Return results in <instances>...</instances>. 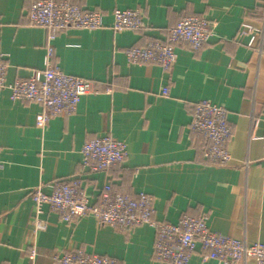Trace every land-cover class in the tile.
Wrapping results in <instances>:
<instances>
[{
  "label": "crops",
  "instance_id": "0c3cea01",
  "mask_svg": "<svg viewBox=\"0 0 264 264\" xmlns=\"http://www.w3.org/2000/svg\"><path fill=\"white\" fill-rule=\"evenodd\" d=\"M38 1L0 0V61L9 65L8 83L44 67L50 33L25 19ZM72 1L102 12L105 27L58 35L53 62L101 92L43 128L36 125L38 105L0 90V264H56L55 257L72 248L121 264H168L153 259L157 230L151 225L127 233L100 226L91 215L66 223L46 206L47 227L35 232L32 193L40 186L51 193V184L77 173L86 139L102 135L126 143L128 157L83 175L91 204L110 183L121 193L153 196L156 221L175 225L183 214L204 215L215 233L264 244V0ZM134 9L143 11L148 28L113 32V12ZM187 15L213 23L201 51L177 47L169 72L128 61L126 49L164 39ZM203 100L228 112L233 160L227 166L208 164L204 138L190 129L193 105ZM189 264L218 263L197 253Z\"/></svg>",
  "mask_w": 264,
  "mask_h": 264
},
{
  "label": "built area",
  "instance_id": "2783aa9c",
  "mask_svg": "<svg viewBox=\"0 0 264 264\" xmlns=\"http://www.w3.org/2000/svg\"><path fill=\"white\" fill-rule=\"evenodd\" d=\"M111 29L115 33L140 31L148 28L144 13L140 9L115 10ZM104 14L87 11L72 0H39L27 12L25 19L34 27L49 31V45L44 67L25 79L8 83V63L0 61V90L8 89L13 101L34 103L41 108L36 117L38 127H46L57 117L74 114L81 99L91 93V81L64 73L53 62L52 41L69 29L97 30L105 27ZM213 23L196 15L182 17L164 39H149L124 51L128 61L134 65H159L169 72L177 62V47L186 45L193 52L201 51L213 33ZM107 92H110L108 88ZM165 88L163 94L167 95ZM192 132L205 140L203 155L210 165L227 166L233 157L229 144L233 137L228 122V112L224 107L203 100L193 105ZM81 168L72 177L51 184V193H45L40 186L32 193L34 204L35 232L44 231L47 222L42 219L44 207L48 206L59 219L73 223L86 216H93L100 226L109 225L115 229L131 232L135 227L151 225L157 230L153 246V259L168 264H189L199 253L205 261L218 264H240L253 260L264 264V244L249 245L234 237L215 233L204 215L195 217L183 214L175 225L154 219V197L147 193L137 196L116 191L110 183L104 185L98 200L91 204L83 182L84 174L108 171L125 162L128 157L126 143L110 135L88 137L82 148ZM3 165L0 162V170ZM264 180V173H263ZM31 258L37 255L31 250ZM56 264H121L117 259L83 249L72 248L55 257Z\"/></svg>",
  "mask_w": 264,
  "mask_h": 264
}]
</instances>
